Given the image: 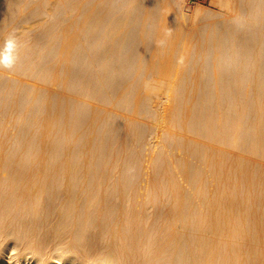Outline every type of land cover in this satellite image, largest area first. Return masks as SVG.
<instances>
[{"label":"bare ground","instance_id":"obj_1","mask_svg":"<svg viewBox=\"0 0 264 264\" xmlns=\"http://www.w3.org/2000/svg\"><path fill=\"white\" fill-rule=\"evenodd\" d=\"M167 63L157 72L163 81L171 77ZM251 64L252 89L231 106L209 92L193 105L166 95L149 146L140 121L117 125L105 109L84 121L66 107L49 116L39 138L24 136V150L0 147V264H264V92ZM138 144H147L142 157Z\"/></svg>","mask_w":264,"mask_h":264},{"label":"rangeland","instance_id":"obj_2","mask_svg":"<svg viewBox=\"0 0 264 264\" xmlns=\"http://www.w3.org/2000/svg\"><path fill=\"white\" fill-rule=\"evenodd\" d=\"M9 1L0 0V47L9 33L15 32L19 40V58L13 70H0V147L5 150L12 144L22 149V140L28 133L39 138L46 131L45 125L49 116L52 113L63 112L66 107H74L76 112L74 117L79 116V119H85L84 121L89 120L91 116H98L94 115V110L102 115L101 109H105L108 112L106 114L113 115L117 125L128 122L127 117H129L127 120L134 119L133 123L140 121L139 126L145 127L144 130L147 132L145 135L148 139L144 138L145 142L151 138L153 140L149 142L152 143L156 133L160 132L157 125L160 126L158 122L163 118L162 105L167 103V96L171 97L173 94L171 98L178 101L181 99L187 105H193L202 99V95L209 92L207 94L209 100H214L210 96L216 94L223 98L220 101L223 104L236 100L241 102V98L249 95L252 89L250 87L253 78L252 61L258 73L259 88L264 92V0H11V3ZM159 40L165 41L163 46L155 44ZM166 62L169 63L171 77L170 80L163 81L159 76L161 74L157 72H161ZM112 66L119 70L113 69ZM170 67L174 68L170 70ZM75 84H78V87ZM146 94H153L151 95L153 99L151 97L145 99L149 96ZM237 94L241 98H238ZM144 95V99H141ZM154 96H158L159 99L156 97L154 99ZM97 100L101 101L99 105ZM102 105L107 106V109L105 106L101 108ZM228 105L227 108L231 106ZM111 106L113 107L108 108ZM132 109L136 111L135 114L141 115L142 120L123 112L126 110L130 113ZM228 113L224 114L225 117ZM250 116L251 111L247 118ZM227 117L224 126L231 115ZM84 133L85 130L80 131V135ZM93 138L94 136L92 140ZM140 144L137 147L143 149L136 150V147L132 152L140 151L141 155L140 152L138 154L142 157L147 150L144 149L147 144L144 147ZM125 151L126 154L121 150L125 157L133 154L129 150ZM142 159H138V164H142ZM140 165L139 167L137 165V170L140 169ZM125 171L127 169L124 173ZM260 179L264 190V174ZM206 183L208 185L206 187L211 190L216 185L213 186L210 177ZM186 188L192 193L191 187ZM211 190H208L209 194H212Z\"/></svg>","mask_w":264,"mask_h":264},{"label":"clouds","instance_id":"obj_3","mask_svg":"<svg viewBox=\"0 0 264 264\" xmlns=\"http://www.w3.org/2000/svg\"><path fill=\"white\" fill-rule=\"evenodd\" d=\"M170 34V33H169ZM164 40L157 42L158 46H163ZM19 40L15 32L9 33L5 38L3 46L0 47V70L11 71L18 61Z\"/></svg>","mask_w":264,"mask_h":264}]
</instances>
